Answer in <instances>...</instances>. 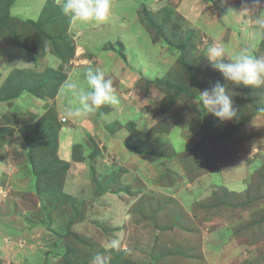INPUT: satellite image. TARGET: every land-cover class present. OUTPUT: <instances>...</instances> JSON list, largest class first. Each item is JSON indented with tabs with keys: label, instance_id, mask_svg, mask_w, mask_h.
<instances>
[{
	"label": "rangeland",
	"instance_id": "rangeland-1",
	"mask_svg": "<svg viewBox=\"0 0 264 264\" xmlns=\"http://www.w3.org/2000/svg\"><path fill=\"white\" fill-rule=\"evenodd\" d=\"M5 3L0 264H90L98 250L111 264H264V113L257 112L264 87L227 85L205 57L216 43L229 56L250 47L264 58V0H111L107 23L55 30L72 48L66 61L25 48L35 29L15 20L61 16L58 0H0V10ZM142 5L156 19L170 18L160 24L178 48L152 41ZM88 67L112 80L118 114L103 115L113 111L108 106L87 117L67 114L72 98L61 86ZM155 79L161 88L147 83ZM217 81L231 87L238 116L224 124L199 101ZM55 127L59 162L70 167L43 192L27 137ZM41 150L42 164L53 165L51 149ZM112 239L117 249L106 247Z\"/></svg>",
	"mask_w": 264,
	"mask_h": 264
},
{
	"label": "clouds",
	"instance_id": "clouds-1",
	"mask_svg": "<svg viewBox=\"0 0 264 264\" xmlns=\"http://www.w3.org/2000/svg\"><path fill=\"white\" fill-rule=\"evenodd\" d=\"M58 3L71 29L103 25L112 14L111 0H58ZM252 51V48L244 47L229 56L223 45L214 43L208 47L205 57L227 85L260 89L264 87V58L254 56ZM231 90V87L217 81L210 89L199 92V101L206 113L214 116L221 124L238 118ZM61 92L72 98L66 109L72 117L97 114L104 106L113 111L103 115H116L121 104L112 80L106 78L105 72L99 68L88 67L82 70V76L79 72L74 73L64 81ZM119 243V240L112 239L106 247L117 249ZM90 264H111V255L98 250L92 254Z\"/></svg>",
	"mask_w": 264,
	"mask_h": 264
},
{
	"label": "trees",
	"instance_id": "trees-1",
	"mask_svg": "<svg viewBox=\"0 0 264 264\" xmlns=\"http://www.w3.org/2000/svg\"><path fill=\"white\" fill-rule=\"evenodd\" d=\"M2 6L3 7H2V10H0V12L3 11L4 13L0 16V29H2L3 26H5L6 21L11 19L10 8H9L11 6L10 3L9 4L5 3ZM50 7H54L55 9L57 8L52 5ZM45 12H48V10L46 9L43 13L46 14ZM138 14L140 16L142 24L144 25L146 30L150 33L153 42L156 43L160 40L165 39V40L170 41V43H172L170 40L171 38L164 33L163 31L164 28L161 26L162 23H165L167 21L169 22L170 18H167L166 20H163V21H161L160 19H156V16L150 13L145 5L141 6V8L138 11ZM15 20L22 23V28H25L26 26H30V27L32 26L35 29L36 34L34 38L28 37L27 39H25V41L28 42V44L24 46L25 48H29L30 50H37L38 52H41L44 56L46 55L47 52L49 53L51 52L53 53V55L58 56V58L61 59L62 61L67 60V58L69 57L67 54H71V51L70 52H67V51L72 49V48H69L70 43L69 45H66V47L64 48L65 45L62 42L65 41V37L57 36L56 34L58 33L54 34L55 30L59 32V29H60L61 33L59 34L63 33L67 35L68 29L70 26H69L68 18L66 16L64 15L58 16L56 12V13H51V14L47 13L45 17L43 16L39 19L40 20L39 22H31L30 20L21 21L19 19L17 20L16 18ZM50 27H54L56 29H50ZM22 36L24 37V35ZM47 41L53 42L51 51L50 50L39 51L38 47L40 48L42 47V45L44 46L45 43H47ZM261 45L264 48V41L262 42ZM172 46H174L175 48H178V46H176L174 42L172 43ZM181 48L184 49V47H181ZM73 53L74 51L72 52V54ZM121 55H123V53ZM160 81H161L160 79L148 80L147 83L149 84L151 83V85L161 88ZM38 88L41 89L42 85L38 86ZM252 89L257 93V91L254 88ZM163 90L165 91V89ZM245 90H246V87H245ZM35 92L36 91H33V93ZM17 94H20V91H18ZM247 95H249V98L251 99V102L253 103V100H252L253 92H250L248 89ZM173 104H174L173 99L165 101L166 108L172 107ZM257 112L263 114L264 110L262 108V110L257 111ZM241 116L243 120L246 119V116L244 115H241ZM28 130L29 129H27V131ZM38 130L33 131V138L32 136L27 137L28 145H29V157H30L29 159H30V163L32 166V172L36 178L37 189L40 191L46 192V191H49L50 189H48V187H45V186H50L52 184L59 183V179H62V178L65 179V176L67 175V172L70 167V163L68 162L62 163V161L59 162V158L57 156L58 147H59L58 132L60 129H58L57 127H55V129H51V128L44 129L45 131L47 130V132L43 130H40V131ZM132 131H134V129H132ZM38 134H42V135L38 136ZM36 136H38L41 139L37 144L34 143ZM43 148L51 149L50 157L52 158L51 162H54L53 165L51 163L45 166L44 164H42L44 163V160L42 157H39V156H43L41 155L42 154L41 149ZM135 152H138V151H135ZM92 158H93V155H92ZM39 159H42V160H39ZM73 160L81 161V159H79L76 155L73 157ZM65 260L66 261L68 260L67 257H65Z\"/></svg>",
	"mask_w": 264,
	"mask_h": 264
}]
</instances>
